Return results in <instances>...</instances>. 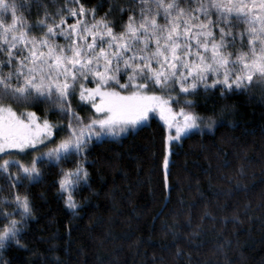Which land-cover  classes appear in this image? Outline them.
Listing matches in <instances>:
<instances>
[{"label": "trees", "instance_id": "16d2710c", "mask_svg": "<svg viewBox=\"0 0 264 264\" xmlns=\"http://www.w3.org/2000/svg\"><path fill=\"white\" fill-rule=\"evenodd\" d=\"M69 2L40 0L50 14L63 8L72 24L76 20L67 12ZM243 2L258 6L260 0ZM18 3L27 5L29 0ZM81 3L89 10L90 24V10L95 9V21L107 14L117 34L131 15L120 12L130 0ZM254 11L259 13V7ZM43 13V7L32 3L18 10L17 17L33 26L31 36L40 37L36 26ZM136 15L139 19L138 8ZM242 26L233 29V46L242 45ZM215 35L219 42L217 29ZM246 41L244 34V46ZM56 42L65 44L62 36ZM187 99L194 105L190 110L201 117L200 129L172 144L167 188L162 170L166 133L153 118L119 139L93 140L86 155L59 164L44 159L38 165L39 182L24 178L17 166L9 169L11 178L0 172V212L17 211V194L26 195L32 206L22 222V246L13 242L0 250V264H264V81L254 79L248 89L225 95L200 88ZM71 106L84 121L94 117L90 105L81 102L79 87ZM13 107L18 114L34 112L39 120H48L57 140L58 123L69 122L54 103ZM211 121L215 123L209 129ZM31 161L30 152L20 164ZM78 165L88 179L76 188L78 207L73 210L66 206L58 181L62 172ZM18 172L19 188L13 187ZM15 218L20 220L19 215Z\"/></svg>", "mask_w": 264, "mask_h": 264}, {"label": "snow or ice", "instance_id": "6c2138e0", "mask_svg": "<svg viewBox=\"0 0 264 264\" xmlns=\"http://www.w3.org/2000/svg\"><path fill=\"white\" fill-rule=\"evenodd\" d=\"M32 3L44 8L36 26L42 33L40 37L31 36L33 26L25 25L23 17H17L18 10ZM66 7L75 23H68L63 8L50 14L47 5H42L40 0H29L27 5L18 0H0V153L25 152L28 148L36 149L38 144L47 147L46 141H50L55 146L46 157L59 164L73 156L86 155L94 138L100 142L105 137H118L137 128L149 120L150 113L158 111L169 132L163 158L167 188L172 142H179L201 124V117L190 110L194 105L187 98L197 95L201 87L205 92L218 90L225 95L248 89L254 79L264 81V0H260L258 6L248 5L243 0H227L226 3L220 0H130L127 9H120L121 14L129 11L131 15L119 34L108 22L107 14L103 20L95 21V9L90 10L94 21L90 24L89 10L81 0H70ZM257 7L259 13L254 11ZM238 23L247 25L248 51H241L233 60L235 54L227 49L236 40L233 29ZM217 28L219 42L215 35ZM61 36L64 45L56 42ZM240 38L243 49V32ZM77 87L81 102L89 103L96 113L90 121H84L72 109ZM177 87L186 100L179 112L172 108V100L178 97L171 93ZM43 102L57 104L68 116V134L58 144L53 140V125L48 120L41 122L34 112L18 114L13 107ZM214 123L211 121L208 128ZM43 160L44 157H37L27 166L4 159L0 172L8 173L11 178L9 169L17 166L24 178L39 182L38 165ZM19 179L18 172L13 187L21 186ZM87 179L88 172L79 165L74 171L62 172L59 189L67 194L69 209L78 207L74 193L81 181ZM14 200L16 212H0V224H3L0 250L13 242L22 246V222L32 214L26 195L17 194ZM17 215L19 221L15 218ZM192 235L195 237L198 233Z\"/></svg>", "mask_w": 264, "mask_h": 264}, {"label": "rangeland", "instance_id": "374dc122", "mask_svg": "<svg viewBox=\"0 0 264 264\" xmlns=\"http://www.w3.org/2000/svg\"><path fill=\"white\" fill-rule=\"evenodd\" d=\"M242 28H243V33L245 34L246 38L248 39L247 25L243 24ZM217 32L219 33V29L218 28H217ZM245 45L246 46H244L243 49H242V47H238V45H236V46H233L232 45V46H230L227 49L228 52H231V53H234L235 54L232 57L233 60L236 59V55H238L241 51H245V52L248 51L247 41H246ZM123 79L126 81L127 80V77L124 76ZM201 88H203V87H201ZM157 94H160L159 90H157ZM171 95L173 97H178V99L172 100V108H173V111L179 112V110L181 108L180 105L182 104V102H185V99H183L184 94L183 93H180L179 92V88L177 87L176 90H175V92H172ZM84 104H89V103H84ZM174 104L176 106H173ZM90 109L93 111V115L95 116L96 113H95L94 109L91 107V105H90ZM149 116H150L149 120H147L143 124L139 125L137 128H135V129H129L128 132L123 133V134H121L118 137H105L104 139H107V138L108 139H119L120 137H123V136L127 135L129 132H135L140 127L147 125L149 123L150 119L153 118V119L158 120L160 122V124L164 127L165 133H166V138H165V141H166L167 136L169 135V132H168L167 126L165 125L164 121L160 119L159 112L157 111V112H154V113H150ZM41 122H43V121H41ZM68 131H69L68 130V125H64L63 123H58V140H57L56 139V135H55V130H54V127H53V133H54L53 140L55 141V143L58 144L63 139H65L66 136H67V134H68ZM172 134H174V129L172 130ZM93 140H95V138ZM46 143L48 144L47 147H45L43 144H38L36 149L28 148V149L25 150V152H17L15 150H9V152H7V153H0V157H2V159H0V164L3 163V160L4 159H7V160L13 161V162H18L20 164V161H22V156H25V154L30 153V152H31V159H32V161L34 159H36L37 157H44V159L48 160L47 157H46V153L48 151H50V149L52 147H54L55 145L52 142H50V141H46ZM174 143H178V142L173 141L172 144H174ZM171 151H172V146H171ZM171 151H170V154H171ZM164 155H165V153H164ZM169 160H170V155H169ZM31 162H29L28 166L31 165ZM50 162L56 163L55 161H50ZM162 170L164 172L163 160H162ZM164 175H165V173H164ZM62 194H63V196L65 198V201H66L67 194H65V193H62Z\"/></svg>", "mask_w": 264, "mask_h": 264}]
</instances>
